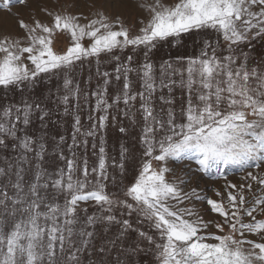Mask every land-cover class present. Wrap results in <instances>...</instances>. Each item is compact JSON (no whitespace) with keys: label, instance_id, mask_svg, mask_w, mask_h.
<instances>
[{"label":"snow or ice","instance_id":"snow-or-ice-1","mask_svg":"<svg viewBox=\"0 0 264 264\" xmlns=\"http://www.w3.org/2000/svg\"><path fill=\"white\" fill-rule=\"evenodd\" d=\"M16 23L0 36V264H264V174L248 170L264 166V0H36ZM229 170L242 182L199 187Z\"/></svg>","mask_w":264,"mask_h":264},{"label":"rangeland","instance_id":"rangeland-1","mask_svg":"<svg viewBox=\"0 0 264 264\" xmlns=\"http://www.w3.org/2000/svg\"><path fill=\"white\" fill-rule=\"evenodd\" d=\"M35 2L36 0H28V6H21V5H14L12 7V13L14 14H18V15H11L9 14L7 11L5 10H0V36H3L5 34H14V35H22V30L19 28L18 24L16 23L17 19H24L26 22H29L30 19V9L35 7ZM43 2L47 3V5L49 7H54L56 5L57 0H43ZM148 3H152V0H147ZM163 3L166 4H172L175 2V0H162ZM143 14V13H141ZM37 15L39 16L40 19L42 20H50V18L45 17L39 13H37ZM64 45L62 43H58L57 44V48H62ZM92 72L94 74L95 69H92ZM85 71H81L77 73V79L81 80V81H85L87 80V75L85 74ZM99 79L94 77L91 81V88L94 90L97 83H99ZM82 87L87 88L88 85L82 83ZM110 129V130H109ZM108 132H107V144H106V150H107V156H108V164L111 165L112 163V158L116 157L118 159V151H119V141L117 139V132L115 129H111L109 128ZM57 131V129L53 128L51 130V135H54L55 132ZM59 131L61 132V134H65L67 136L69 129L66 127H60ZM139 132V128H137L133 133H132V138L125 140L123 142L128 143L130 146L134 145L135 143V137H136V133ZM68 143H71L70 140H68ZM137 148V155H138V148L139 146L136 145ZM65 154L69 155V153L67 152V149L65 148ZM79 155V153H78ZM3 157L0 156V160H2ZM98 162V157L96 155L92 154L91 149H89L88 152V164L89 167L91 168L92 166H94L96 163ZM45 166L48 167L50 170L53 167L56 166H63V162L62 161H54L51 158V150L49 151V155L46 158L45 161ZM153 166L156 167V162H153ZM177 175H183L181 172H179V168L182 167V165H177ZM193 167H195L194 163H193ZM249 171H253L255 172H260L262 174H264V166H262L260 169H255V168H251L248 169ZM108 171L110 173H112L113 175H116L117 180H119V176L117 174V170L112 169L111 167H109ZM245 173L244 172H239L236 170H229L228 174H227V180L224 179H220V180H211L209 177H203L202 180L200 181L199 187L200 188H204L207 192V195L209 197L215 198V193L213 191V189L215 188H220L221 190H223V186L227 183V182H231V183H241L242 182V177H244ZM130 178V176H129ZM171 179V177H169ZM127 182V181H125ZM109 190H112V185L110 183L109 186ZM198 207H206V205H198ZM207 218V217H206ZM259 218V217H258ZM117 236V229L116 227H113L110 231L103 233V235L98 234L97 239L95 241L96 244H107V242L109 240H115ZM252 239H256V237H250ZM133 242V237L129 236V237H125V239L123 241H118L117 244V248H119L121 245L123 244H131ZM109 247H111V245H109ZM119 255L118 250L113 249V251L111 252V259L115 260L116 257Z\"/></svg>","mask_w":264,"mask_h":264},{"label":"crops","instance_id":"crops-1","mask_svg":"<svg viewBox=\"0 0 264 264\" xmlns=\"http://www.w3.org/2000/svg\"><path fill=\"white\" fill-rule=\"evenodd\" d=\"M198 39V37L195 36H186L183 40V46L179 47V52L183 53L185 55H194L197 54L199 51V44L194 43V40ZM171 53V55L174 57L177 54V49L176 48H168L167 46H165L164 48H162L160 51H158L155 56L154 59L159 60L160 58H168V54ZM113 69V64L110 62L105 61V66L102 67V71L103 70H107V71H112ZM87 77H88V73L87 71H85ZM111 91V90H110ZM179 95V93H178ZM86 114V113H85ZM111 129H115L113 127H109ZM110 130V129H109ZM132 138V137H131ZM110 186V184H109Z\"/></svg>","mask_w":264,"mask_h":264}]
</instances>
